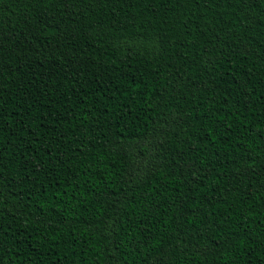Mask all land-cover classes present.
Returning a JSON list of instances; mask_svg holds the SVG:
<instances>
[{
    "label": "trees",
    "instance_id": "obj_1",
    "mask_svg": "<svg viewBox=\"0 0 264 264\" xmlns=\"http://www.w3.org/2000/svg\"><path fill=\"white\" fill-rule=\"evenodd\" d=\"M0 264H264V0H0Z\"/></svg>",
    "mask_w": 264,
    "mask_h": 264
}]
</instances>
